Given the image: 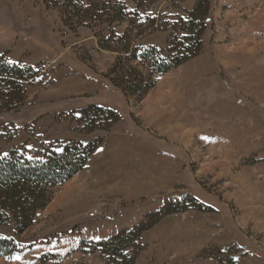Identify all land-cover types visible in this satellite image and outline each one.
<instances>
[{
	"label": "rangeland",
	"instance_id": "obj_1",
	"mask_svg": "<svg viewBox=\"0 0 264 264\" xmlns=\"http://www.w3.org/2000/svg\"><path fill=\"white\" fill-rule=\"evenodd\" d=\"M210 1L201 54L156 77L138 102L104 77L118 55L100 39L147 15L185 17L196 0L145 1L143 19L95 31L68 29L43 0H0V56L39 71L25 107L0 114V155L16 148L41 159L49 144L103 141L24 233L0 228L17 244L0 264H111L85 246L187 198L210 210L164 216L129 250L136 264H264V0ZM170 34L134 43L165 49ZM94 106L119 120L79 133V112Z\"/></svg>",
	"mask_w": 264,
	"mask_h": 264
},
{
	"label": "trees",
	"instance_id": "obj_2",
	"mask_svg": "<svg viewBox=\"0 0 264 264\" xmlns=\"http://www.w3.org/2000/svg\"><path fill=\"white\" fill-rule=\"evenodd\" d=\"M145 1L154 0H135V11H129L122 0H43V3L47 9L58 11L61 22L68 29L77 31L88 28L95 31L105 26L123 24L131 17L143 19L140 11ZM210 6V0H196L194 9L185 17L147 15L140 26L136 28L132 25L123 35L112 33L102 37L100 49L118 55L104 77L125 97L142 101L154 88L156 77L201 54ZM156 30L171 31L165 49L136 46L135 38ZM135 31L137 33L133 34ZM38 74L39 71L32 66H21L8 61L5 55L0 56V114L18 112L25 107L28 87ZM79 114L76 121L82 128L77 131L83 134L107 131L120 117L116 111L99 106L88 107ZM106 125L109 129L101 128ZM102 142V139L89 142L74 139L59 145L49 144L41 159L28 158L16 148L6 155H0V228L14 224L18 233H24L32 226L38 212L52 201L54 189L84 170ZM191 205L201 211L210 210L209 206L193 198L171 202L160 211L149 214L145 221L134 228L85 247L90 246L92 252L100 251L106 255L108 263L136 264L138 254L132 255L129 250L135 248L140 251L141 234L164 216L186 211ZM16 249L17 244L13 239L0 238V257Z\"/></svg>",
	"mask_w": 264,
	"mask_h": 264
}]
</instances>
